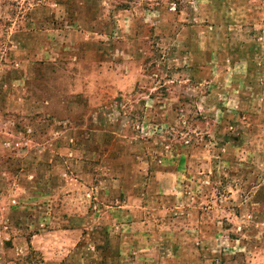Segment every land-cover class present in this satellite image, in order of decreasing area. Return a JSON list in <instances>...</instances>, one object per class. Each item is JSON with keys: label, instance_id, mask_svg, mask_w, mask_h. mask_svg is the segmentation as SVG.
<instances>
[{"label": "rangeland", "instance_id": "1", "mask_svg": "<svg viewBox=\"0 0 264 264\" xmlns=\"http://www.w3.org/2000/svg\"><path fill=\"white\" fill-rule=\"evenodd\" d=\"M128 194L177 252L264 264V0H0V264Z\"/></svg>", "mask_w": 264, "mask_h": 264}, {"label": "crops", "instance_id": "2", "mask_svg": "<svg viewBox=\"0 0 264 264\" xmlns=\"http://www.w3.org/2000/svg\"><path fill=\"white\" fill-rule=\"evenodd\" d=\"M159 10L151 5L145 11L155 15ZM134 15L133 5L115 7L113 18L118 23L117 29L132 27ZM76 42L77 39L71 44ZM120 189L124 193L123 187ZM144 198L128 194L123 201L105 204L106 199L101 196L99 206H94L96 211L83 207L69 213L66 207L70 203L61 209L53 206V217L60 218L63 226L34 232L32 248L42 253L47 264H231L201 260L198 250L187 254L177 252L176 231L180 229L171 227V222L159 224L153 220ZM49 200L54 203L56 199ZM66 200L67 197L63 202ZM102 204L106 210H98ZM170 240L173 242L169 243Z\"/></svg>", "mask_w": 264, "mask_h": 264}]
</instances>
